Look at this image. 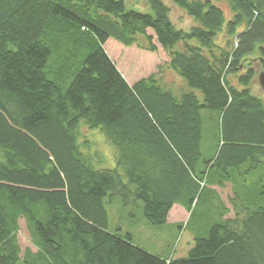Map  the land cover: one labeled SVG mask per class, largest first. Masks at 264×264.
<instances>
[{
	"label": "trees",
	"instance_id": "obj_1",
	"mask_svg": "<svg viewBox=\"0 0 264 264\" xmlns=\"http://www.w3.org/2000/svg\"><path fill=\"white\" fill-rule=\"evenodd\" d=\"M130 1L0 0V264H264V101L251 89L264 0H224L231 50L216 40L226 19L215 0H172L192 18L188 30L165 0H145L149 11ZM149 30L190 91L155 74L131 84L105 50L109 39L142 48L143 35L156 51ZM203 109L220 126L212 157ZM83 121L115 146V168L96 169L81 151ZM227 183L233 209L215 190ZM205 194L217 219L186 257L109 231L105 198L141 202L145 219L164 225L174 205L192 216ZM22 218L37 247L23 257Z\"/></svg>",
	"mask_w": 264,
	"mask_h": 264
},
{
	"label": "rangeland",
	"instance_id": "obj_2",
	"mask_svg": "<svg viewBox=\"0 0 264 264\" xmlns=\"http://www.w3.org/2000/svg\"><path fill=\"white\" fill-rule=\"evenodd\" d=\"M168 6H170V16L176 27L188 30L193 27V20L189 15H186L177 5H174L172 0H165ZM216 3L223 8L225 14V26L222 32L218 34L217 43L225 46L229 50L232 49L233 43L237 44L235 37L231 38L226 35L227 22L232 17L231 9L228 3L224 0H215ZM129 5L133 7H142L149 11V6L144 7L145 0H133L129 2ZM148 33L152 35L153 43L156 45V51H150L145 48L149 40L146 36L139 35V47L137 44L132 47L123 46L119 41L115 39H109L105 43V50L109 53L113 61L116 62L120 72L124 77L134 84L137 80L147 78L152 74L157 75L168 87L176 88L178 92L190 91L186 79L173 69L169 63L171 61L166 50L160 45L157 38H155L154 32L149 30ZM257 55H255L256 57ZM253 56V58H255ZM252 66L256 68L257 75L251 84L253 94L262 97L264 101V89L259 82V73L263 71V67L259 65L257 60L252 63ZM235 83L237 77L233 76ZM200 99H202V93L197 92ZM204 123V136L202 140V153L206 157H212L217 149V141L219 136V122L215 118V114L209 110L203 109ZM80 135L78 138L79 147L81 151L90 155L92 165L96 169H108L116 167V148L110 142L109 138L105 136L104 132L100 128H91L83 121L79 125ZM255 188V184L252 185ZM218 195H221V200L233 209L231 200L234 197L232 184L227 183L225 187H216ZM210 197L205 194L204 200L197 206L193 215L184 212L182 206H178L172 216H170V223L164 225H152L144 217L143 203H139L137 206H124L122 200L115 198L113 200H106V210L108 211L109 231L117 232L119 229L124 232L134 233V242H136L142 248L147 249L149 252L159 254L163 257L172 255L174 258L186 257L189 251V247L195 243L194 237L207 236L208 227L217 219L212 212V203L207 199ZM232 211V210H231ZM234 212H231L230 216ZM188 216V217H187ZM186 220V222H185ZM176 222V223H175ZM172 223H175L173 225ZM180 223V224H178ZM188 224V225H187ZM20 231L19 245L21 247V256H25L28 253L34 254L37 251V247L33 241V235H31L29 226L26 224V220L23 218L19 221ZM179 226L182 229L180 230Z\"/></svg>",
	"mask_w": 264,
	"mask_h": 264
},
{
	"label": "crops",
	"instance_id": "obj_3",
	"mask_svg": "<svg viewBox=\"0 0 264 264\" xmlns=\"http://www.w3.org/2000/svg\"><path fill=\"white\" fill-rule=\"evenodd\" d=\"M179 205H174V207H173V209H172V211L170 212V214H169V216H168V221H167V223H170L169 221L171 220L170 219V216H172V213L174 212V210L176 209V208H179L178 207ZM182 209L184 210V212H186L187 214H188V216H189V211L186 209V208H184V207H182ZM187 216V217H188ZM185 222H186V220H185ZM176 223V222H175ZM175 223H172L173 225H175ZM178 224H180V223H178ZM179 229L181 230V227H179ZM183 230V229H182ZM135 237V236H134ZM190 248V247H189Z\"/></svg>",
	"mask_w": 264,
	"mask_h": 264
},
{
	"label": "water",
	"instance_id": "obj_4",
	"mask_svg": "<svg viewBox=\"0 0 264 264\" xmlns=\"http://www.w3.org/2000/svg\"><path fill=\"white\" fill-rule=\"evenodd\" d=\"M263 68H264V63H263ZM258 76H259L260 85L264 89V69H263V71H261V73H259Z\"/></svg>",
	"mask_w": 264,
	"mask_h": 264
}]
</instances>
